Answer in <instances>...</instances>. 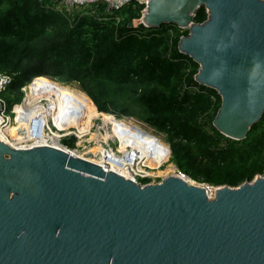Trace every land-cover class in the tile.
Listing matches in <instances>:
<instances>
[{"label": "water", "instance_id": "obj_1", "mask_svg": "<svg viewBox=\"0 0 264 264\" xmlns=\"http://www.w3.org/2000/svg\"><path fill=\"white\" fill-rule=\"evenodd\" d=\"M105 1H139L145 27L188 31L179 52L221 98L214 128L247 139L264 116V0ZM0 264H264V176L215 187L180 172L143 184L65 147L0 140Z\"/></svg>", "mask_w": 264, "mask_h": 264}, {"label": "trees", "instance_id": "obj_2", "mask_svg": "<svg viewBox=\"0 0 264 264\" xmlns=\"http://www.w3.org/2000/svg\"><path fill=\"white\" fill-rule=\"evenodd\" d=\"M45 4L0 0V72L14 77L4 95L11 107L42 73L62 84H81L100 112L138 119L165 135L172 162L195 182L237 187L264 176V116L244 141L214 128L221 98L195 81L199 65L179 52L188 31L135 23L145 9L139 1L118 13V21H99L93 11L104 18L109 3L92 4L76 15V24ZM206 18L202 7L195 21ZM90 116L98 113L91 109Z\"/></svg>", "mask_w": 264, "mask_h": 264}, {"label": "built area", "instance_id": "obj_3", "mask_svg": "<svg viewBox=\"0 0 264 264\" xmlns=\"http://www.w3.org/2000/svg\"><path fill=\"white\" fill-rule=\"evenodd\" d=\"M59 1V0H56ZM62 1V0H60ZM67 2L66 0H64ZM101 1L105 0H74V3H69L70 5H92L99 3ZM107 3L109 1H106ZM116 3V2H115ZM38 79H42L46 81L47 83L44 86L37 87L38 90H42L44 93H49L50 96L44 95L39 98V100H33L30 99V97L27 94L26 89L30 88L31 85L34 84V82ZM48 77H35L32 79L23 89L24 97L21 102L14 104L10 109V105L8 101L5 99L4 95L9 90V88L12 86L14 82V77L4 74L0 72V103L2 104V110L0 113V126H3L5 128H9L11 126H19L20 124L17 121L18 112L16 110L17 107H20L23 112L28 111L29 112V118H28V125L26 128L22 129V135L18 138L13 137H7V141H14V144L19 149H28L29 145H35L34 147H30L31 149L37 148V147H45V146H52L50 143L49 138H54L52 141H55L57 145H60L62 147H65L67 149L73 150L74 152L78 151L77 148L74 147H82V144L87 143L85 139V131L82 133L78 128H65L62 129L61 125H67V120H72L75 117H81L82 111H83V103L81 101L76 100L75 97L83 98L84 97L80 94V92L74 91L72 89H69L70 93L68 96V99L70 101L69 105L64 109L62 114H65L63 117H60L59 121L56 123L55 115H57L59 108L54 110L55 106H60L61 104L57 101V95L54 91L50 90V87H48L51 83L58 84L60 86L64 85L62 83L57 82L56 80H53ZM47 86V87H46ZM76 95H75V94ZM69 111V112H68ZM68 112V113H66ZM61 114V116H62ZM67 115V116H66ZM101 116L95 118L100 119ZM123 120V119H121ZM102 129L101 126H99V130ZM104 128L102 129V131ZM96 139V142H105L104 140H101L99 138ZM25 138V139H22ZM75 139V145L73 143H70L73 145V147L69 148V146L66 144H62L61 140H74ZM126 139V138H125ZM1 141L5 142L3 139L0 138ZM114 141L115 139H111ZM78 143L76 144V142ZM117 141V140H116ZM127 141V140H126ZM13 142V141H12ZM118 142V141H117ZM109 144L108 142H105ZM97 145V144H93ZM115 151L113 148L109 147V149L105 150L103 149L101 154L102 156L99 158L102 160L104 158L105 152H107L106 159L112 158L113 160H131L133 163V167L129 170V175H123L122 172L126 170V166L123 165L124 163L122 161H115V164L109 167L102 166L106 171L108 172H115L117 174H120L124 176L125 178L131 179L135 182L145 183V181L149 178H152V176L148 175L146 171L142 168H139V157L137 156L139 150L135 148L134 146H127L125 150H120L119 147L116 148ZM84 148H82V151ZM112 152V154H109ZM81 153V152H80ZM84 153V151H83ZM84 155V154H83ZM95 159V158H94ZM129 163V162H127ZM126 164V163H125ZM140 169V171L138 170ZM143 183V184H144Z\"/></svg>", "mask_w": 264, "mask_h": 264}, {"label": "rangeland", "instance_id": "obj_4", "mask_svg": "<svg viewBox=\"0 0 264 264\" xmlns=\"http://www.w3.org/2000/svg\"><path fill=\"white\" fill-rule=\"evenodd\" d=\"M46 4L43 5L47 10L49 11H53L54 13H59L62 14L63 16L66 17V19H70L74 24H76L78 22V20L76 19V15L79 14L83 9L88 10L89 7H91L92 5H84V6H79V5H70L69 3H74V0H66L67 2H65L64 0L62 1H56V0H45ZM109 3V10L107 12H105L102 15L101 13H99L98 11L94 10V16L96 19H98L99 21L101 20H119L120 16H118V13H120L123 9H125L126 7H128L130 5V3H124V4H117L115 2H108ZM141 3V2H139ZM141 19L139 20H135V23H140ZM41 75L38 76L39 77H45L46 76L42 75V73H40ZM49 79V78H48ZM51 80V79H50ZM73 85V86H72ZM72 86V90L77 91V92H82L84 93V95H86L91 104L94 105L95 109L97 110V113L99 114L100 119H95L93 118L91 123L92 125L90 126V129L88 132L85 131V139L87 141V143L82 144V147H74L77 148L82 154H84L85 157L87 158H95V159H99L102 154V150L105 149H109V147L113 148L115 151L117 150L116 148H118V142L116 141V139L114 141H112L110 138H106L107 134H106V130L100 129L99 130V126L103 121V118L105 115H108L110 117H112L113 115H109V114H105L100 112L96 105L94 104L93 100L90 98V96L88 95V93L86 92L85 88L82 87L81 84L78 83H73ZM28 90V89H27ZM89 104V101L87 100L84 104H83V111L81 114V117L84 115L85 111H86V106ZM11 108V106L9 107V109ZM98 116V117H99ZM105 116L104 121L107 122L106 120L109 119L110 117ZM79 118V122H82V118ZM113 118L115 120H118V118H116L115 116H113ZM19 121V120H18ZM121 121H125L124 124L122 126H124L123 129H120L117 132H122L121 130L127 129L125 126H128V130L130 132L128 133H124V136L121 137L120 140V145L122 147V149H125L127 146H134V145H129L132 144L130 140H128L127 138H131L132 142L135 141L136 144H139L140 146H144L149 149H152V145L150 144L149 140L147 139L148 136V132L157 137L158 138V142H163V149L165 152H168L167 147L169 148V152L170 155L168 157V159L164 162L160 161V155L157 158H154L153 155L149 157V165L150 167L147 168L146 172L148 175L152 176V178H148L144 184L146 183H158L160 182L164 177L168 176L170 174V170L172 168H174L175 173H180L181 171L179 170V168L177 167V165L172 162V153H171V145L168 142L167 138L165 135L158 133L155 129H153L152 127L140 122L138 119L135 118H124ZM104 122V123H105ZM110 125V124H108ZM141 130H145L144 132ZM129 134V135H128ZM134 135V136H133ZM98 136H100L99 138L101 140H104L105 142H108L109 144L105 143V142H96V139L98 138ZM123 138V139H122ZM126 138V139H125ZM127 140V141H126ZM161 140V141H160ZM61 143L66 145L67 143H73L75 145V139L74 140H61ZM78 143V141L76 142V144ZM93 144H97V145H93ZM124 145V146H123ZM135 147V146H134ZM71 148V147H69ZM82 148H84V153L82 151ZM150 154V152H149ZM151 155V154H150ZM127 161V160H125ZM178 170V171H177Z\"/></svg>", "mask_w": 264, "mask_h": 264}, {"label": "bare ground", "instance_id": "obj_5", "mask_svg": "<svg viewBox=\"0 0 264 264\" xmlns=\"http://www.w3.org/2000/svg\"><path fill=\"white\" fill-rule=\"evenodd\" d=\"M47 82L42 80V79H38L34 82L33 85H31L30 88H27L26 91H27V94L28 96L30 97V99H33V100H39V98L41 96H44V95H47V96H50L49 93H44L42 90H38L37 87L39 86H44ZM73 83L71 84H64L62 86L58 85V84H55V83H51L48 87H50V90L54 91L55 94L57 95V101L61 104L60 106H55L54 105V110L56 111L57 108H59L58 110V114L55 115V120H56V123L59 121L60 117H63L65 114H62L64 109L69 105L70 101L68 99V96H69V89H72V85ZM72 85V86H71ZM47 87V86H46ZM75 94V93H74ZM80 94L84 97V99L82 98H78V97H75L76 100H79L81 101V103H85L87 100H88V97L86 95H84V93L80 92ZM76 95V94H75ZM91 109L95 110L97 112V110L95 109V107H93L92 105H90V103L86 106V111L84 113V115L81 117L82 118V122H79V118L78 117H75L74 119L72 120H67V125H61L60 127L62 129H65V128H73V129H76L78 128L82 133H84V131L88 132L89 129H90V126L92 125L91 121L93 118H97L99 116H94V117H91L90 114H91ZM17 112L19 113L18 114V117H17V121L18 123L20 124L19 126H11L9 128H5L3 126H0V138L3 139L5 141V143L10 146L11 148L13 149H17V150H26V149H19L15 146L14 144V141L15 140H12V141H7V137H13V138H18V137H21L22 135V129L26 128L27 125H28V118H29V112L28 111H25L23 112L22 109H20V107H17L16 108ZM69 112V111H68ZM66 112V113H68ZM62 114V116H61ZM67 116V115H66ZM105 116H108V115H105ZM104 116V118H105ZM110 117V116H108ZM104 118H103V121L102 123L100 124L101 128L104 130H106V138H110V139H116L118 141V147L120 150H125V149H122L121 145H120V140H121V137L124 136V133H128L130 132L128 129V126L126 125L125 127L127 129H124V130H121L122 132H117L119 131L120 129H123L124 126H122L124 124L125 121H121L120 119L118 120H115L112 117H110L109 119H107L105 122L104 121ZM105 122V123H104ZM110 124V125H108ZM141 131H145V130H141ZM129 135V134H128ZM134 136V135H133ZM22 139H25V138H22ZM50 139V143L52 145H54V147H62L60 145H57V143L55 141H52V139H54L53 137L52 138H49ZM123 139V138H122ZM128 140L131 141L132 144H129V145H134L135 148H137L139 150L137 156L139 157V163H138V166L139 168H142V170L144 169L145 171L147 170L148 167H150L149 165V157L153 155L154 158H157L159 155H160V161L161 162H164L168 159L169 155H170V152L168 150V152H165L164 149H163V145L164 143L161 141V142H158V138L151 135L149 132H148V136H147V139L149 140L150 144L152 145V149H149L148 148V151H147V148L144 147V146H140L139 144H136L135 141L132 142V139L131 138H127ZM35 145H29L28 149H31L30 147H34ZM124 146V145H123ZM64 148V147H62ZM168 149V147H167ZM150 152V154H149ZM74 154L78 155L79 157H82L86 160H89L93 163H96V164H99V165H104L105 167H109L110 165H114L115 164V161H122L126 166V170H124L122 172L123 175H129V170L131 167H133V163L131 162V160H113L112 158L110 159H106V155H107V152H105L104 154V158H102V160L100 159H94V158H87L85 157L82 153L76 151L74 152ZM109 154H112V152H110ZM129 162V163H127ZM126 163V164H125ZM140 171V169H138ZM174 171V168H172L170 170V174L169 175H172V174H176ZM178 171V170H177ZM148 172V171H146ZM180 174V173H178ZM128 179V178H127ZM209 194L212 196V193L209 192Z\"/></svg>", "mask_w": 264, "mask_h": 264}]
</instances>
